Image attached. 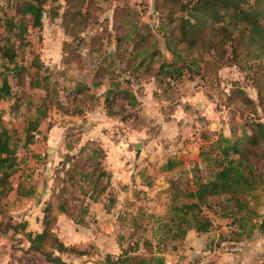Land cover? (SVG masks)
Masks as SVG:
<instances>
[{
    "label": "rangeland",
    "instance_id": "obj_1",
    "mask_svg": "<svg viewBox=\"0 0 264 264\" xmlns=\"http://www.w3.org/2000/svg\"><path fill=\"white\" fill-rule=\"evenodd\" d=\"M24 1L0 0V43L11 34L16 53L12 63L0 51V87L5 76L11 85V95L0 99V115L17 157L12 190L0 198V254L9 252L12 264H59L28 251L26 232L43 229L51 204L57 218L52 229L71 249L61 253L49 240L47 249L67 264H110L109 255L117 260L130 249L137 259L127 264H147L143 260L153 255L166 264H199L208 256L203 247H216L212 232L215 250L233 256L232 264H264V185L258 199L249 197L260 214L249 238L233 239L231 220L206 207L213 227L203 240L189 230L176 242L167 225L173 189L211 176L202 152L221 136L239 139L252 133V122H264L257 78L209 55L190 61L181 77L166 76L161 64L172 54L159 29L167 10L157 9L156 0H47L42 26L27 15L21 40L17 29L9 32L7 19H24ZM79 6L82 14L69 32L67 17ZM122 8L132 13L126 31L138 25L132 35L139 41L156 35L162 60L126 69L135 39H120V24L127 23ZM101 66L114 72L135 106L124 94L117 104L107 103L115 81L102 75ZM170 161L175 166L169 169ZM60 200L68 213L58 210Z\"/></svg>",
    "mask_w": 264,
    "mask_h": 264
},
{
    "label": "trees",
    "instance_id": "obj_2",
    "mask_svg": "<svg viewBox=\"0 0 264 264\" xmlns=\"http://www.w3.org/2000/svg\"><path fill=\"white\" fill-rule=\"evenodd\" d=\"M46 1H24L21 13L24 19L17 22L14 18H8L9 32L17 29V36L22 40L27 30L24 24L27 15L31 16L33 26H42ZM79 2L82 3L83 0ZM80 6L67 17L69 32L74 30L71 28V22H77L78 15L82 14ZM156 7L167 10L159 29L163 32L167 49L172 54L171 61H164L161 64V70L166 76L181 77L186 68L190 70V61L196 64L203 60L204 55H209L216 61L229 60L231 63L239 64L242 69L257 78L261 85L260 90L264 89V0H156ZM120 12L121 16L127 19V23L120 24L121 41L135 39L132 32L139 31L138 25L133 24L134 29L129 33L126 31L128 25L132 24L128 18L132 13L123 8ZM172 24L174 25L171 27ZM142 39L141 41L135 39L126 69L139 70L146 61L151 64L154 60H162L163 52L158 46L156 35H146ZM5 42L4 45L0 43V51L3 57L14 63L15 43L12 42L11 34L5 37ZM194 53L196 57L192 58ZM101 72L108 79L116 80L114 72L111 74L108 68L101 66ZM120 86V81L112 82L106 92L107 103L117 104V98L121 97L119 94H124V98L133 99L129 104L135 106L136 98L130 95L129 90L121 91ZM10 95L11 85L5 76L0 87V99L8 98ZM112 95L114 97H111ZM252 123L251 134L245 131L239 139L221 136L211 145L209 152H202L203 160L208 164L207 169L211 170L210 177L198 175L194 187L183 190L176 186L177 189H173L167 225L170 227L169 235L176 242L183 241L191 229L200 233L211 231L213 220L205 212V207L231 220L230 225L234 227L232 233L235 235L233 239L249 238L252 234L256 227L255 217L260 214L252 207L249 197L258 199L259 188L264 185V122ZM39 124L40 121L35 122L34 128L37 129ZM29 131L31 130L28 128L27 133ZM27 140L32 141L30 135ZM16 160L13 135L1 124L0 115V198L12 190L9 178L15 172ZM174 166V162L170 161L169 169ZM46 210L42 219L43 229L36 233L26 232L31 243L28 251L41 252L49 262L67 264L58 254L55 255L53 251L47 249L48 240L50 246L61 253L71 248L52 229V223L57 221L55 216L51 217L53 206L49 204ZM58 210L68 213L66 200L59 201ZM8 226L18 228L16 225ZM19 226L25 231L26 225ZM176 248L174 245V249ZM130 251L131 249L127 253L126 250L125 257L120 255L117 260L109 255L107 261L110 264L130 263L134 258L137 259L136 255H130ZM143 261L147 264L151 262L166 264L164 257L156 255Z\"/></svg>",
    "mask_w": 264,
    "mask_h": 264
},
{
    "label": "crops",
    "instance_id": "obj_3",
    "mask_svg": "<svg viewBox=\"0 0 264 264\" xmlns=\"http://www.w3.org/2000/svg\"><path fill=\"white\" fill-rule=\"evenodd\" d=\"M130 202H133V201L131 200ZM64 214H66V213H64ZM36 230H37V228H36ZM38 230L41 231L42 229H38ZM209 235H210L211 238L215 239L214 245L216 247H214V246L203 247L204 248L203 250L208 249V256L206 257V259H204L205 261H202L199 264H201V263H203V264L204 263L205 264H232L231 262L233 261V256H229V255H226V254L224 255V254H222L220 252V250L219 251L215 250V249H219L218 248L219 246H217L218 242L216 240L217 238H216V235L214 234V232L210 233ZM189 236L193 237L194 239H202L203 240L205 238V233H200V232L196 231L195 229H191L189 231ZM223 252H225V251H223ZM0 253H2V252L0 251ZM7 256H9V252L6 254V256H5V254H0V264H12L8 260Z\"/></svg>",
    "mask_w": 264,
    "mask_h": 264
}]
</instances>
